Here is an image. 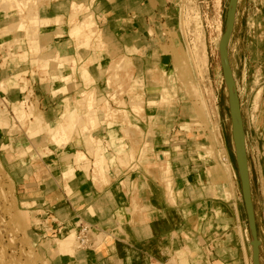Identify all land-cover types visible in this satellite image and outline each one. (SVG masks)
<instances>
[{"label":"rangeland","instance_id":"374dc122","mask_svg":"<svg viewBox=\"0 0 264 264\" xmlns=\"http://www.w3.org/2000/svg\"><path fill=\"white\" fill-rule=\"evenodd\" d=\"M12 1L8 3V0H0V264H52L48 259L50 255L70 257L68 264H78L77 259L83 263L84 256L94 252L103 237L102 231L92 230L94 247L91 241V247L80 248L75 237L77 223L71 221L58 225L56 232L49 237L51 231L48 230L50 224L45 220L44 192H25L31 184L39 183L44 188L46 180L61 175V154L53 147L52 138L60 139L59 149L64 148L75 123L71 125L67 115L60 125L51 126L50 122L61 116L60 111L65 102L52 97L59 93L67 94L71 90L81 92L82 88L84 91L81 92L80 104H88L92 108L96 98L102 99L101 103L98 102L101 110L105 101L110 102L113 113L106 118L115 117L119 123L125 122L130 126L124 129L125 138L139 140L142 134L137 121L129 123L128 111L137 120L145 118L151 130L144 138L147 147L142 157H158L168 150L169 164L158 160L159 167H170L174 158L181 172L191 174L204 170L214 178L212 184L226 183L228 199L230 203L237 204L235 210L239 212L240 220L248 225L245 235L251 241L236 163L229 91L222 57V41L226 34L231 0H149L142 11L146 14V20L143 17L129 20L131 17L122 6L127 0H69L68 9L72 12V19L67 23L68 35L61 32V25L65 21L60 17L51 20L43 14L45 4L51 0H34L35 3L33 0H18V5L17 0ZM100 1L106 4L105 7L111 4L122 17V25L116 20L113 27H122L125 49L117 47L114 51L110 50L104 39L101 30L104 25L108 26V21L94 14L101 10ZM53 26L59 27L53 41L71 37L70 43L74 45L76 41L80 44L79 48L87 52L88 62L80 72L72 55L68 60L58 50L53 53L50 52L53 49L41 51V47L48 44L41 39L43 33ZM227 51L247 138L245 152L251 184V174L255 175V168L259 171L264 169V0H238ZM99 52L107 55L106 63H112L109 71L113 78H117L114 81L121 77L126 81L118 83L110 80V91L103 95H97L95 90L87 92L91 91L87 88L89 83L84 82L83 87L78 83V80L83 83V79H91L90 74L95 73L91 71L92 68L99 72L98 66H90L89 69V64L100 60L97 56L92 58L93 54ZM191 59L199 62L196 68ZM71 61H74V65ZM133 63L149 65L146 71L140 73ZM104 68H109V65ZM63 74L65 79H62ZM137 74L140 83L136 82ZM7 79L15 80L18 85L13 86ZM198 85L208 105L211 120L203 114ZM127 94H132L129 104L123 99ZM138 95L143 98L137 99ZM164 95L166 98L163 99ZM67 99L71 104L76 102L75 99ZM92 116L89 113L87 121ZM83 121L85 119L81 116L76 125ZM112 125L113 122L110 127ZM211 125L215 126L222 144L221 155H226L230 162L231 179L225 173L220 174L222 167L215 148L206 140L210 139ZM154 140H159L163 147L152 149ZM114 143L112 139L108 146L118 154ZM172 143L175 144L174 149L169 147ZM99 144L94 152L96 173L103 174L109 171L110 157ZM208 146L213 151H207ZM124 153L118 154V158L122 160ZM135 155L133 149L132 156ZM190 161L192 164H188ZM110 163H113L111 159ZM77 167L80 168V164ZM61 173L64 177L74 174H64L62 170ZM165 174L170 175L166 171ZM185 182L190 181L187 179ZM168 187V193L174 195L169 178ZM259 187L261 190H258ZM256 189V195L252 196L255 219L256 223L258 221L264 226V185L256 184ZM94 234L99 237L96 238ZM262 238L264 240L263 233ZM246 248L249 263L252 264L251 245L247 241ZM237 264H240V260ZM260 264H264V255L260 258Z\"/></svg>","mask_w":264,"mask_h":264},{"label":"crops","instance_id":"0c3cea01","mask_svg":"<svg viewBox=\"0 0 264 264\" xmlns=\"http://www.w3.org/2000/svg\"><path fill=\"white\" fill-rule=\"evenodd\" d=\"M69 3V0H51L45 4L43 13L49 16L51 20L60 17L61 20L65 21L61 25L63 34L68 32L69 24L67 23L72 19V12L68 9ZM148 3L149 0H127L122 3V6L126 11L125 13L131 17L129 20H138V18L140 20L142 17L146 20V14H143L142 11L145 10L144 8ZM99 4L101 10L95 11L94 14L98 18L108 21V26L104 25L101 31L110 50L117 47L120 50L125 49L121 36L123 33L122 27H113L114 21L118 20L121 23L122 17L119 16L118 11H115L111 4L106 7L103 1H100ZM58 30L59 27L57 26L47 28L45 30L47 33L44 31L41 39L48 42L49 46L51 44L48 49H53L50 51L51 53L58 50L57 52L67 57L68 60L72 55L80 72L81 68L88 62L87 52L83 48L80 49V44L76 41L74 45L70 43L69 39L71 37H65L66 39H60L56 42L53 41ZM95 56L100 57V60L98 59V63L89 64V69L98 66L99 72L92 68L90 70L95 73L90 74L91 79L85 81L80 75L83 83L78 80L82 87L84 82L89 83L90 86L87 88L91 91L87 92L95 90L94 92L97 95H103V93L110 91V80L118 83L126 82L122 77L118 78V81H114L117 78H113V75L110 74L109 70L112 63H106L107 55L99 52L93 54L92 58H95ZM71 62L74 65V61ZM58 64L59 66L62 65L61 63ZM133 64L136 66V71H140V73L146 71L149 65V63ZM106 65H109L108 70L104 68ZM64 74L62 79H65ZM141 78H143V75ZM136 82H141L139 74H137ZM83 89L80 91L83 92ZM81 92L71 90L67 94L59 93V95L55 94L56 97H52L56 100H62V102L67 98L75 99L76 102L72 103L71 108L78 111L77 121L81 120V116H83V120L85 119L83 123L78 125L76 123L72 127L71 134L68 132L69 140L64 148L57 150L61 154L59 160L69 153L83 155L81 160H73L74 174L64 177L61 168V175L51 177L52 180H46L44 188H41L39 183H35V185H30V189H26L28 191L25 190L27 194L32 192L41 194V191L44 192L46 199L44 211L47 217L45 220L50 224V231L57 229L58 225L64 222L78 223L79 220L89 224L93 232L102 231L103 237L98 242L96 249L93 248L94 252L89 255L86 254L83 263L77 259V263L149 264L150 260L154 258L174 261L176 264H237L238 260H240V264H244L246 262L244 255L246 241L251 245V252H253V246L247 235H245L248 233V225L240 220L239 212L235 210L237 204L235 202L230 203L228 199L227 184H212L214 178L204 170L191 174L187 171L181 172L174 158H172L170 167L164 169L163 165L162 169L158 166V160L161 163H168V150L167 152L163 151L158 157L152 155L142 157V153L147 147L144 144V138L151 130L150 125L147 122L145 123V118H142V121L137 120L128 111L129 123L132 124L133 121H137L142 134L139 140L125 138L124 129L130 126L125 122L119 123L115 117L106 118L113 113L110 102L105 101L104 107L100 110L99 103L102 99L97 100L96 98L92 108H89L88 104L79 103L82 98ZM131 96L132 94L125 95L123 97L124 101L129 104ZM138 96L137 99L143 98L142 95ZM89 113L96 117L92 116L90 121H87ZM112 122L113 125L110 127ZM96 125L97 127L93 129ZM244 135L247 147L245 130ZM90 139L91 141L93 139L91 143L88 141ZM112 139L115 142L114 147L119 151L118 154L125 152L122 160L108 146ZM96 140L98 141L94 143ZM158 141H152V149L163 147ZM99 142L104 148V153L109 154L110 157L108 161L110 164L109 171L103 174L96 173V155L94 152L96 146H100ZM125 143L126 147L124 149ZM174 145L172 143L169 146L170 149H174ZM133 149L136 152L134 157L132 156ZM110 159L113 163H110ZM79 164L80 168L77 167ZM133 164L135 165L133 166ZM188 164H192L191 161ZM193 164L196 165L194 162ZM188 168L191 169L190 166ZM165 171L170 175L167 176ZM220 172V174H224L222 169H220ZM254 173L255 175L251 174L250 184L253 197L257 193L256 184L264 185V169L259 171L255 168ZM168 178L172 181L174 195L168 193L170 191L169 187L167 188ZM187 179L190 181L189 183L185 182ZM66 184L67 186H65ZM258 190H261V187ZM39 191L40 193H38ZM230 214L232 218H230ZM256 224L260 240L261 258L264 255V240L262 238L264 226L263 223L259 224L258 221ZM50 235L48 234L49 237H52V233ZM93 245L94 242L92 241V247H94ZM48 259L52 264H68L71 260L70 257L63 258L61 255L60 257L50 255Z\"/></svg>","mask_w":264,"mask_h":264},{"label":"bare ground","instance_id":"6f19581e","mask_svg":"<svg viewBox=\"0 0 264 264\" xmlns=\"http://www.w3.org/2000/svg\"><path fill=\"white\" fill-rule=\"evenodd\" d=\"M27 1V0H26ZM36 1V0H35ZM38 1V0H37ZM13 1L12 0H8V3H12ZM32 2V0H31ZM34 2V0H33ZM35 3V2H34ZM16 4L18 5V0L16 1ZM19 4H21L19 2ZM28 5V4H26ZM30 5V4H29ZM37 5V4H36ZM35 5V6H36ZM75 5V4H74ZM21 6V5H20ZM23 6V4H22ZM34 6V7H35ZM25 7V6H23ZM31 7V6H30ZM75 7V6H74ZM32 8V7H31ZM26 9V8H25ZM30 9V8H29ZM28 10V9H27ZM31 10V9H30ZM30 10H28V12H30ZM45 26V25H44ZM44 26H41V27H44ZM51 46V45H50ZM49 44L46 46L44 45V47H41V51H46L50 48ZM197 47V46H195ZM206 48V47H205ZM195 49V48H194ZM199 50V49H198ZM194 53V52H193ZM198 53V51H197ZM205 53V52H204ZM194 55H196V53H194ZM207 55V54H205ZM204 55V56H205ZM199 56V54H198ZM206 57V56H205ZM191 58V57H190ZM193 58V57H192ZM202 58V57H201ZM200 58V59H201ZM204 58V57H203ZM194 59V58H193ZM198 59V58H197ZM206 59V58H205ZM192 60V59H191ZM204 60V59H203ZM207 60V59H206ZM205 60V62H206ZM193 62V66L196 68V66H198V61L195 59L192 60ZM201 61V60H200ZM198 62V63H197ZM204 62V63H205ZM203 63V64H204ZM207 63V62H206ZM196 65V66H195ZM200 65V64H199ZM202 65V64H201ZM206 65V64H205ZM198 68V67H197ZM203 75V74H202ZM8 82L10 84H12L13 86H17L18 85V82H16L15 80H12V79H7ZM197 90H198V93L200 94V99H201V104H202V109H203V114H205L207 117H209V119L211 118L210 116V111H209V108H208V105L207 103L205 102V98H204V95L200 89V86L198 85L197 86ZM166 90H164L165 92ZM167 94V91L165 92ZM166 98L165 95L163 97V99ZM72 104L70 102L69 99H66L65 102H64V105L60 111V114L61 116L57 119V120H52L50 122L51 126L55 127L56 124H61L62 120L65 119V117L67 115H69V122H71V125L72 124H76L77 123V119H78V111L77 110H74L71 108ZM231 108H232V113H233V121L232 122V136H233V142H234V145H235V151L236 153L238 154V157H239V160L242 164V170L243 172L247 173V163H246V156H245V148H246V142H245V137H244V134H243V131H242V125H241V119H240V115H239V107L237 105V102H236V98L234 97V93H233V96H232V101H231ZM126 112V111H125ZM124 114V113H123ZM127 114V113H126ZM205 116V118H206ZM211 120V119H210ZM232 120V119H231ZM73 122V123H72ZM213 124V123H212ZM210 133L211 135L209 134L210 136V139H206L207 141H210V143H212L213 147L215 148V151H216V155L217 157L219 158V161H220V166L222 167V170L223 172L226 174L227 177H229L231 179L232 177V171H231V167H230V162L227 158L226 155H221V152L223 151L222 150V144L219 140V137L217 135V131L215 129V126L214 125H211V129H210ZM52 140H54V143L52 144L53 147L55 149H59V146H60V139H57V137H53ZM92 141L89 140V143H91ZM204 144H207L206 142ZM202 145V144H201ZM204 146V145H203ZM209 148V146L207 147ZM211 148V147H210ZM207 149V151H213V148L211 149ZM222 150V151H221ZM213 153V152H212ZM65 154V153H64ZM83 158V155L82 154H75V153H69V154H65L64 156H62L61 158V164H62V172L64 174H68L70 175L71 173L74 172V166H73V160L76 159V160H81ZM248 162V161H247ZM248 171H249V168H248ZM240 232V231H238ZM94 236L97 238L99 236L95 235ZM243 245V244H242ZM244 253H245V258H246V263L247 264H250L249 263V258H248V255H247V251L246 249L244 248Z\"/></svg>","mask_w":264,"mask_h":264},{"label":"water","instance_id":"95a60500","mask_svg":"<svg viewBox=\"0 0 264 264\" xmlns=\"http://www.w3.org/2000/svg\"><path fill=\"white\" fill-rule=\"evenodd\" d=\"M237 3H238V0L230 1L228 21L226 25V34L222 41V57H223V62H224L223 67H224V75L226 78V83H227L228 91H229V110H230V117L232 119L231 121H233V113H232V108H231L233 92H234V96L236 98L238 107H239V103H238V98H237L236 89H235V81H234L233 73H232L229 59H228L227 44H228V39L230 38V35L234 28ZM239 115L241 119L240 108H239ZM241 125H242V120H241ZM241 127H242V131L244 134L243 126ZM235 156H236V163L238 166V171L240 174L242 193H243V198H244V203H245V210L248 216L249 229H250V234H251V244L253 246L252 264H260V250H259L260 240L258 238V230H257V224H256L254 208H253L249 172H248V168H247V173L243 172L242 164L239 160V157L236 151H235ZM245 156H246V152H245ZM246 163H247V157H246ZM247 166H248V163H247Z\"/></svg>","mask_w":264,"mask_h":264},{"label":"built area","instance_id":"2783aa9c","mask_svg":"<svg viewBox=\"0 0 264 264\" xmlns=\"http://www.w3.org/2000/svg\"><path fill=\"white\" fill-rule=\"evenodd\" d=\"M48 230H50V228ZM55 232H56V229L51 230L50 233L53 234ZM91 236H92V227L89 224L79 221L76 224V231H75L77 245L83 249H87L91 247ZM149 264H176V262H172L169 260H159V259L153 258L150 260Z\"/></svg>","mask_w":264,"mask_h":264}]
</instances>
